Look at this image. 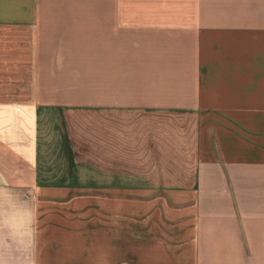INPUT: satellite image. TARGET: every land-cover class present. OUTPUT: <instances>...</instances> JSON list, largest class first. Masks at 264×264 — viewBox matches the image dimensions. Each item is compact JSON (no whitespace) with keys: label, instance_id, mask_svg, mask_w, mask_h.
<instances>
[{"label":"crops","instance_id":"crops-1","mask_svg":"<svg viewBox=\"0 0 264 264\" xmlns=\"http://www.w3.org/2000/svg\"><path fill=\"white\" fill-rule=\"evenodd\" d=\"M0 264H264V0H0Z\"/></svg>","mask_w":264,"mask_h":264},{"label":"rangeland","instance_id":"rangeland-1","mask_svg":"<svg viewBox=\"0 0 264 264\" xmlns=\"http://www.w3.org/2000/svg\"><path fill=\"white\" fill-rule=\"evenodd\" d=\"M51 115L57 116V113H51ZM64 116H60V119L65 120V124L70 127L71 142L74 146L81 145L92 151L83 157L87 161L94 162V111L67 112ZM62 119L59 121H63ZM61 160H63L62 157Z\"/></svg>","mask_w":264,"mask_h":264}]
</instances>
